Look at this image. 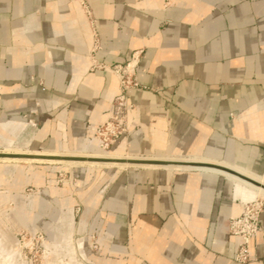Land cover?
Returning <instances> with one entry per match:
<instances>
[{
    "label": "crops",
    "instance_id": "0c3cea01",
    "mask_svg": "<svg viewBox=\"0 0 264 264\" xmlns=\"http://www.w3.org/2000/svg\"><path fill=\"white\" fill-rule=\"evenodd\" d=\"M84 1L89 14L78 0H0V133L27 123L32 150L101 151L88 141L118 93L107 67L137 56L132 132L111 150L264 177V0ZM101 180L82 193V223L103 264H242L228 221L255 193L225 174L150 165ZM262 221L246 264H264Z\"/></svg>",
    "mask_w": 264,
    "mask_h": 264
},
{
    "label": "rangeland",
    "instance_id": "374dc122",
    "mask_svg": "<svg viewBox=\"0 0 264 264\" xmlns=\"http://www.w3.org/2000/svg\"><path fill=\"white\" fill-rule=\"evenodd\" d=\"M30 131L10 135L23 150L5 149L1 139L8 136L0 133V264H103L100 233L83 230V191L99 186L111 172L165 163L169 157L149 158L119 149L100 151L106 158L95 160L91 152L74 150L31 155L35 150L24 144L30 143ZM32 171L41 175L38 180L35 173V180H28ZM258 192L254 197L264 196ZM70 196L75 202L67 200Z\"/></svg>",
    "mask_w": 264,
    "mask_h": 264
},
{
    "label": "built area",
    "instance_id": "2783aa9c",
    "mask_svg": "<svg viewBox=\"0 0 264 264\" xmlns=\"http://www.w3.org/2000/svg\"><path fill=\"white\" fill-rule=\"evenodd\" d=\"M87 10L86 2L78 0ZM138 57L126 65H112L107 67L119 80V92L114 96L111 103L109 116L102 122L90 125L98 147L102 150H110L119 139L126 138L132 128L129 125V114L134 108L128 91L138 88L139 83L135 79V70ZM241 211L232 215L228 221L229 234L237 239L235 260L246 264L251 260V247L253 240L262 230V214L264 211V196H257L248 200H241Z\"/></svg>",
    "mask_w": 264,
    "mask_h": 264
},
{
    "label": "bare ground",
    "instance_id": "6f19581e",
    "mask_svg": "<svg viewBox=\"0 0 264 264\" xmlns=\"http://www.w3.org/2000/svg\"><path fill=\"white\" fill-rule=\"evenodd\" d=\"M16 123L17 122H10V123H8L6 125L5 128L6 129L8 128L9 130L13 131L12 129H16V128L15 127L10 128V127L12 125L17 126ZM26 125H27V123L24 124V126H26ZM23 127L18 128L15 131V133L13 132V135L18 134L22 130ZM1 140H2L1 142L3 143L5 149H8V150H16V149L20 150L21 149V148L18 147V145H21V144H15V141H14L12 136L11 137H9V136L5 137L4 136ZM94 142L97 145L95 139L91 138L88 141V143H90V144H92ZM25 144H27V143H25ZM88 146H89V144L86 145L82 149L74 150V151L78 152V153H89V152H91V153L97 155V156H94V160L97 159V158L98 159L106 158L107 155L102 154V152H100V151H91V150L87 149ZM21 150H23V149H21ZM101 151L108 152L109 150L107 151V150H102L101 149ZM39 154H40V152L38 150H35V153L31 154V155H39ZM100 154H102V155H100ZM50 157L52 158V155H50ZM168 157H169V159H166L167 161L165 163H156V162L152 163V162H150L151 164H149V165L154 166V167L165 166V167H175V168H189V169H199V170H211V171L220 172V173L225 174L227 177H229V178H231V179H233L235 181L238 193H240L241 191L246 192L247 190H249V191H253L255 194L258 191L260 193L264 194V177L262 175H258L256 173H253L252 171H249L247 169H242V168H239V167H232V166L226 165L224 163L211 161V160H207V159H203V158L202 159L201 158L180 159L179 156H168ZM82 158H84V157H82ZM89 160H87V161H89ZM212 165L227 167L229 169L234 170L236 173H238V175L230 173V172H228L226 170L220 169V168L212 166ZM33 173H34V171L31 172V175L28 178V180L34 179L33 176H32ZM255 194L253 195V197L255 196ZM82 242H79V244L82 245Z\"/></svg>",
    "mask_w": 264,
    "mask_h": 264
},
{
    "label": "water",
    "instance_id": "95a60500",
    "mask_svg": "<svg viewBox=\"0 0 264 264\" xmlns=\"http://www.w3.org/2000/svg\"><path fill=\"white\" fill-rule=\"evenodd\" d=\"M212 166L218 167V168H220V169H223V170H226V171H228V172H230V173H233V174L238 175V173H236L234 170L229 169V168H227V167L216 166V165H212Z\"/></svg>",
    "mask_w": 264,
    "mask_h": 264
}]
</instances>
